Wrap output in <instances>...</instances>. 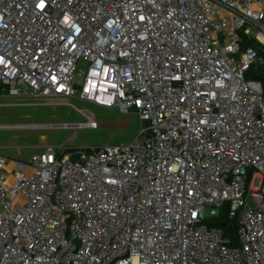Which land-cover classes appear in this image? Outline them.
Returning <instances> with one entry per match:
<instances>
[{"label": "built area", "instance_id": "obj_1", "mask_svg": "<svg viewBox=\"0 0 264 264\" xmlns=\"http://www.w3.org/2000/svg\"><path fill=\"white\" fill-rule=\"evenodd\" d=\"M250 72H264V0H0V98L78 97L142 121L122 145L0 155V264H264ZM223 210L237 244L209 224Z\"/></svg>", "mask_w": 264, "mask_h": 264}, {"label": "rangeland", "instance_id": "obj_2", "mask_svg": "<svg viewBox=\"0 0 264 264\" xmlns=\"http://www.w3.org/2000/svg\"><path fill=\"white\" fill-rule=\"evenodd\" d=\"M78 69L86 70L85 61L78 64ZM22 88L30 94V87ZM89 116L97 118V128L76 130L49 126L84 122ZM0 124L11 125L10 128L0 129V155L26 161L47 145L55 146L58 151L66 148V153L71 154L81 148L129 143L139 134L142 121L133 109L124 114L118 107L104 108L78 97L51 99L4 95L0 98ZM17 125L29 127L17 128ZM253 183L255 188L262 186L260 178ZM248 200L252 206L255 204L253 197ZM20 203L21 198L16 205ZM209 212L210 208L205 206L204 213L208 215Z\"/></svg>", "mask_w": 264, "mask_h": 264}, {"label": "trees", "instance_id": "obj_3", "mask_svg": "<svg viewBox=\"0 0 264 264\" xmlns=\"http://www.w3.org/2000/svg\"><path fill=\"white\" fill-rule=\"evenodd\" d=\"M257 77L264 80V72H260V74H257L255 72H250L249 77ZM237 220L230 219L227 216V213L223 210L220 212L219 216L217 218L212 219L209 221V224L212 226L217 227H223L225 230V233L233 239V243L237 244L238 242V233L234 230V226L236 225ZM226 223V226H223V224Z\"/></svg>", "mask_w": 264, "mask_h": 264}, {"label": "water", "instance_id": "obj_4", "mask_svg": "<svg viewBox=\"0 0 264 264\" xmlns=\"http://www.w3.org/2000/svg\"><path fill=\"white\" fill-rule=\"evenodd\" d=\"M227 224L224 223L223 226H226ZM238 229V225L234 226V230H237Z\"/></svg>", "mask_w": 264, "mask_h": 264}]
</instances>
